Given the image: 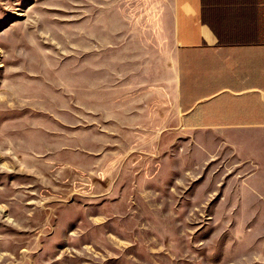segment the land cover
I'll return each mask as SVG.
<instances>
[{
    "label": "rangeland",
    "instance_id": "obj_1",
    "mask_svg": "<svg viewBox=\"0 0 264 264\" xmlns=\"http://www.w3.org/2000/svg\"><path fill=\"white\" fill-rule=\"evenodd\" d=\"M172 0H0V264H264V189L161 93Z\"/></svg>",
    "mask_w": 264,
    "mask_h": 264
},
{
    "label": "crops",
    "instance_id": "obj_2",
    "mask_svg": "<svg viewBox=\"0 0 264 264\" xmlns=\"http://www.w3.org/2000/svg\"><path fill=\"white\" fill-rule=\"evenodd\" d=\"M161 93L201 158L264 189V0H172Z\"/></svg>",
    "mask_w": 264,
    "mask_h": 264
}]
</instances>
